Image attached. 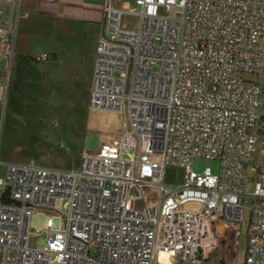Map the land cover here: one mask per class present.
I'll use <instances>...</instances> for the list:
<instances>
[{
    "label": "built area",
    "instance_id": "2783aa9c",
    "mask_svg": "<svg viewBox=\"0 0 264 264\" xmlns=\"http://www.w3.org/2000/svg\"><path fill=\"white\" fill-rule=\"evenodd\" d=\"M24 2L0 0L4 97ZM135 3V13L105 7L90 97L92 110L124 116L120 135L84 152L77 170L8 164L0 190L17 204H0V264H229L247 198L244 264H264L262 86L246 78L263 68L264 0ZM126 13L139 17L138 30L122 28ZM197 158L208 162L202 173L192 169ZM169 166L185 170L181 184L165 185ZM45 210L54 213L48 238L33 246L41 233L32 219Z\"/></svg>",
    "mask_w": 264,
    "mask_h": 264
},
{
    "label": "rangeland",
    "instance_id": "374dc122",
    "mask_svg": "<svg viewBox=\"0 0 264 264\" xmlns=\"http://www.w3.org/2000/svg\"><path fill=\"white\" fill-rule=\"evenodd\" d=\"M136 8L134 7L135 11ZM122 23L124 28L138 30L139 17L132 14L125 15ZM70 27L75 29L73 34L70 35L66 30L59 43L65 48L69 44L74 45L71 52L66 49L60 63L52 59L41 64L31 58L26 59L24 76L15 82L6 97L3 96L6 106L4 110L2 108L0 110L1 127L7 132L0 147L15 162H35L42 167L77 170L81 167L84 152L106 148L123 129L122 114L92 110L90 106L92 72L96 58L91 57L90 53L82 58V52L85 49L84 44L90 45L94 41L96 27L82 24H73ZM89 48L91 50V47ZM3 69L5 71V68ZM14 69L15 63L12 74ZM74 69L78 73L76 77L69 72ZM6 75L5 73V86ZM246 78L256 80L262 86L260 100L264 110V54L261 74L258 77L246 76ZM3 91L5 92V88ZM256 161L257 159L254 158L253 166H257ZM206 167L208 162L203 158H197L192 165V169L198 173H202ZM210 167L215 174L220 173V161H212ZM184 173L185 170L182 168L169 166L166 170L165 185L181 184ZM247 173L250 177L247 192L251 193L255 184V171L249 168ZM154 190L159 193L158 189ZM252 206L251 199L247 198L244 205L245 222L237 233V246L232 252L229 264L245 262ZM50 215L54 213L45 210L33 217L34 232L41 233L39 237L31 238L33 245L35 243L38 247L45 245V230ZM60 222V217L56 218L55 227H58ZM219 251L221 258L224 253L222 250Z\"/></svg>",
    "mask_w": 264,
    "mask_h": 264
},
{
    "label": "crops",
    "instance_id": "0c3cea01",
    "mask_svg": "<svg viewBox=\"0 0 264 264\" xmlns=\"http://www.w3.org/2000/svg\"><path fill=\"white\" fill-rule=\"evenodd\" d=\"M108 5L126 11H133L134 13L137 12L134 9V7H137L135 0H25L23 6L24 18L19 28L17 40V59L15 61L14 73H11V80L7 93L9 94L15 82H18V80L24 76L26 72V59L31 58L33 61L41 64L47 63L52 59L56 63H60L65 50L68 49V51L71 52L74 45L69 44L68 47L65 48L59 43V39L65 34L66 30L70 35L73 34L75 29H72L70 25L82 24L96 27L94 41L90 45L88 43L84 44L85 49L82 52V58L89 53L91 57L93 56L96 58L99 40L105 33V7ZM9 13L10 7L5 5L3 18H7ZM125 15L130 14L126 13L124 16ZM122 28L131 30L124 28L123 23ZM89 47H91V50ZM1 49L2 44L0 42V50ZM44 55H48L49 59L45 62H38L37 59ZM0 63L2 64L0 67V105H2V98L5 96L6 92L4 83L7 60L5 58L2 60L0 59ZM3 68H5V71ZM69 72L73 77H76L78 74L76 69L69 70ZM4 88L5 92H2ZM1 122L2 117H0V144L2 145L7 130L5 131V129L1 127ZM11 159L10 155L3 152L0 147V160L2 162L0 165V176H4L8 164L18 163ZM2 203H13L7 189L0 190V204ZM45 235L47 239L48 236L47 234ZM33 246H37V243ZM215 257L217 258L218 255L215 254Z\"/></svg>",
    "mask_w": 264,
    "mask_h": 264
},
{
    "label": "water",
    "instance_id": "95a60500",
    "mask_svg": "<svg viewBox=\"0 0 264 264\" xmlns=\"http://www.w3.org/2000/svg\"><path fill=\"white\" fill-rule=\"evenodd\" d=\"M14 204H17V202L13 201Z\"/></svg>",
    "mask_w": 264,
    "mask_h": 264
},
{
    "label": "bare ground",
    "instance_id": "6f19581e",
    "mask_svg": "<svg viewBox=\"0 0 264 264\" xmlns=\"http://www.w3.org/2000/svg\"><path fill=\"white\" fill-rule=\"evenodd\" d=\"M165 257H168V255H164Z\"/></svg>",
    "mask_w": 264,
    "mask_h": 264
}]
</instances>
